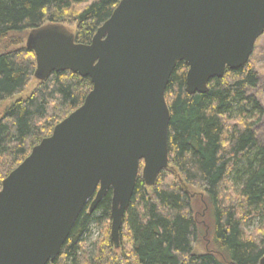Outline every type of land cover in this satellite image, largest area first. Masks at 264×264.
Segmentation results:
<instances>
[{
	"label": "water",
	"instance_id": "95a60500",
	"mask_svg": "<svg viewBox=\"0 0 264 264\" xmlns=\"http://www.w3.org/2000/svg\"><path fill=\"white\" fill-rule=\"evenodd\" d=\"M263 34L264 0H120L88 44L62 24L32 29L35 78L71 70L93 87L4 178L0 264L54 260L85 205L93 212L109 190L118 248L141 162L148 186L169 166L165 93L176 65H188V93H205L249 61Z\"/></svg>",
	"mask_w": 264,
	"mask_h": 264
},
{
	"label": "trees",
	"instance_id": "16d2710c",
	"mask_svg": "<svg viewBox=\"0 0 264 264\" xmlns=\"http://www.w3.org/2000/svg\"><path fill=\"white\" fill-rule=\"evenodd\" d=\"M119 2L0 0V102L21 93L35 77V52L21 33L48 23L74 25L76 42L88 44ZM187 71L188 65L179 62L165 93L171 111L169 166L148 186L141 162L120 246L111 235L102 244L95 242L93 254L82 246L94 220H112L109 190L93 212L85 205L60 254L47 264H260L264 142L255 127L264 108L249 92L258 86L259 73L249 59L241 68H226L221 78H212L205 93L190 94ZM92 87L88 76L53 72L5 109L0 117V189L32 148L83 104ZM197 192L214 218L211 247L202 253L195 251L200 236ZM95 211L102 216L95 217Z\"/></svg>",
	"mask_w": 264,
	"mask_h": 264
},
{
	"label": "rangeland",
	"instance_id": "374dc122",
	"mask_svg": "<svg viewBox=\"0 0 264 264\" xmlns=\"http://www.w3.org/2000/svg\"><path fill=\"white\" fill-rule=\"evenodd\" d=\"M67 29H69L70 31H74L75 26H69ZM28 33V31L21 33V35H23L24 37V44L26 42ZM250 60L252 65L255 66L256 70L259 73V83L256 88L251 89L249 92L258 97L264 108V34L257 40ZM38 84L39 80L33 77L27 87L21 93H18L11 98L0 102V117L7 107H9L16 100L27 97ZM255 128L257 130L259 140L261 142H264V115ZM194 207L200 226V236L198 242L196 243L195 251L198 253H202L207 251L211 247V230L213 232L214 218L211 215L209 207H207V205L203 201V195L199 192L195 194ZM94 216L97 218L101 217L102 213L95 211ZM111 222L112 220L109 221L105 218H101V221L97 222L94 220L91 223L89 227L91 233L83 236L82 245L88 253H94L95 242H99V244H102L108 237H110ZM119 241L121 242L122 240L120 239ZM116 251L119 252L120 250L116 249Z\"/></svg>",
	"mask_w": 264,
	"mask_h": 264
}]
</instances>
